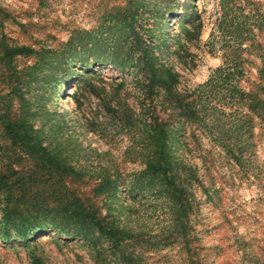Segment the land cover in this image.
I'll return each instance as SVG.
<instances>
[{"label": "rangeland", "instance_id": "rangeland-1", "mask_svg": "<svg viewBox=\"0 0 264 264\" xmlns=\"http://www.w3.org/2000/svg\"><path fill=\"white\" fill-rule=\"evenodd\" d=\"M129 1L0 0V264H264V121L243 128L239 91L264 66V0H134L176 74L147 90L113 42ZM94 38L125 66L93 63ZM154 118L183 185L148 175ZM85 213L89 237L55 229Z\"/></svg>", "mask_w": 264, "mask_h": 264}, {"label": "trees", "instance_id": "trees-1", "mask_svg": "<svg viewBox=\"0 0 264 264\" xmlns=\"http://www.w3.org/2000/svg\"><path fill=\"white\" fill-rule=\"evenodd\" d=\"M142 3V1L136 2L134 0H130L127 5L124 6L123 10L108 15V17L111 21H113L114 28L118 27L119 30H122L118 31L119 34L113 37V42L120 45L117 47H123L125 44V47L123 48L126 49V53H129V56L125 53L124 56L129 59V62L135 56L134 58L137 60L136 63L141 65V71L144 73V78L147 80V82L142 83V87L144 90H147L152 89L154 85L158 84V82L162 83L165 77L175 78L176 74L166 69L165 66L161 65L157 59L155 50L159 49V40L156 39L158 36L154 33L155 29H144L145 34L139 35L134 28L136 18L141 15L138 13L137 9L138 7L143 6ZM161 17L165 18V12H162ZM126 29L129 31L126 32ZM97 43L98 40L94 38L92 57L93 63L101 64L111 61L112 64H115L118 67L123 68L125 66V59L123 60V57L119 58L118 62H116L108 58L107 55H104L102 52L95 51ZM223 71L224 69L222 67L217 68L208 81L201 86L209 91L219 87L218 82L223 74ZM239 91L241 92V103L246 105L250 111L249 114H245L243 116V128H249V124L252 122L253 116H257L259 119L264 121V66L261 70H259L258 76L254 80L250 81L248 91H245L243 88H239ZM173 113L174 116H178L176 111ZM142 130L144 132V136L147 138L146 140H148L146 149L150 153L148 158L144 161L146 170L149 171L148 175L151 174L157 177L161 176L169 183L183 185L184 180L178 176L173 168L174 166L177 167L180 164L176 161L174 163V160L171 159L169 155V146L171 141L168 124L160 118H154V120L152 119L150 122L144 121L142 124ZM33 131L37 132L36 130ZM251 134L252 132L250 129V136ZM37 143L38 144H35V146L38 145L41 149V146L39 145L40 143L38 141ZM7 213L14 214L15 209L11 208ZM36 217V215H33L32 218H30L31 220H27L28 222L25 226L26 231L30 232L43 228L36 220ZM91 218L93 217L89 213H85L81 216H76L74 214L68 226L67 224L63 226L57 225L55 226V229L71 236L87 238V236L89 237L92 232V228L88 225V223L93 222V219ZM12 223L13 221L11 224ZM94 225L99 226V223L95 221ZM15 228H17V226ZM99 228L101 231H105L103 227L99 226Z\"/></svg>", "mask_w": 264, "mask_h": 264}]
</instances>
